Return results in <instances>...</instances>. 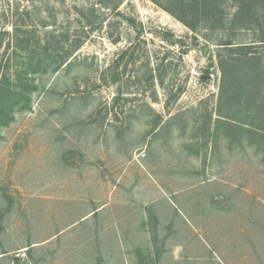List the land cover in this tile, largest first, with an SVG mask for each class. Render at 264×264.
Instances as JSON below:
<instances>
[{
    "label": "rangeland",
    "instance_id": "rangeland-1",
    "mask_svg": "<svg viewBox=\"0 0 264 264\" xmlns=\"http://www.w3.org/2000/svg\"><path fill=\"white\" fill-rule=\"evenodd\" d=\"M0 31V81L19 37L55 58L0 128V264H264V0H0Z\"/></svg>",
    "mask_w": 264,
    "mask_h": 264
},
{
    "label": "trees",
    "instance_id": "trees-1",
    "mask_svg": "<svg viewBox=\"0 0 264 264\" xmlns=\"http://www.w3.org/2000/svg\"><path fill=\"white\" fill-rule=\"evenodd\" d=\"M216 1L218 0H204V4H206L207 7L210 6H216ZM252 1L257 0H250V3ZM8 32L0 31V47L3 45V36L7 35ZM16 43V49L23 48L28 50L29 57L24 61L22 70L18 72L17 75V82L12 84L10 81H8L7 75L4 74L0 81V128L2 126H7L12 121V118L14 117V110L19 107L23 108V106H30V96L32 92L31 85L33 82H31L28 79V76L31 72H39V70L46 71L49 67V62L51 60H55L53 57L52 51H51V39L46 40L45 46L43 51H41L40 56L36 55L37 52V45H40V43L36 42L33 44V42H29L27 46H23L22 39L19 37L16 40H14ZM10 43V42H9ZM230 44V43H228ZM241 47L239 50L244 49L242 47L246 46H239ZM236 49H232L234 51ZM260 57H257L255 54H252V52L243 53L241 57H224L223 60L220 61L221 68L223 72V87H226L224 96L227 95L226 90H228L227 85L234 84V89L240 90L239 93L242 94L246 91H253L255 89V84L259 80H262L260 78V75H258V68H255L254 66L252 68L248 67L247 65H257L256 63L259 62ZM54 62V61H53ZM25 76V77H24ZM246 82V85L243 84ZM243 110V109H241ZM259 117V114L256 113L254 116V119H257ZM243 118V117H242ZM247 118L244 119L243 123H237L238 125L233 126L235 128L241 126H244L242 124H246ZM252 124L253 121H251ZM230 123L221 121L219 123L218 129L221 128V126L224 128L225 131H228V129H231L228 126Z\"/></svg>",
    "mask_w": 264,
    "mask_h": 264
}]
</instances>
